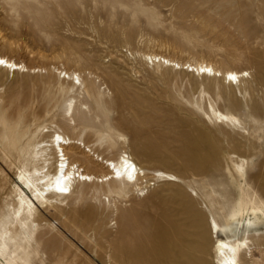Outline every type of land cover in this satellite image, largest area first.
<instances>
[{"label": "rangeland", "instance_id": "374dc122", "mask_svg": "<svg viewBox=\"0 0 264 264\" xmlns=\"http://www.w3.org/2000/svg\"><path fill=\"white\" fill-rule=\"evenodd\" d=\"M0 54L27 68L0 70V264H218L219 241L264 264V221L227 222L240 200L264 205V0H0ZM55 133L146 177L81 185L22 225L16 166Z\"/></svg>", "mask_w": 264, "mask_h": 264}, {"label": "bare ground", "instance_id": "6f19581e", "mask_svg": "<svg viewBox=\"0 0 264 264\" xmlns=\"http://www.w3.org/2000/svg\"><path fill=\"white\" fill-rule=\"evenodd\" d=\"M154 62L165 63L168 66L176 67L181 71L196 73L203 77L222 78L228 84H236L245 78L247 72H236L227 70L221 72L211 64L205 62H184L159 56L150 55ZM0 70L13 71L17 73L27 72V68L22 63H17L14 59L0 54ZM195 74V75H196ZM72 100L69 103L67 114L73 113L74 105ZM75 104V103H74ZM82 146V150L80 147ZM51 151L47 154L43 150L33 151L21 166H16L19 184L21 187L15 189L17 196L16 220L22 225L30 220L40 207H56L53 200L63 202L72 196L74 191L81 185L90 183H100L104 186H112L114 189L119 186H138L139 181L146 177L144 171L137 169V164L129 155L108 156L102 158L76 140H71L58 133L51 137ZM76 151L71 157H67V150ZM91 154L99 164L86 155ZM139 171V172H138ZM58 207V206H57ZM251 218L244 219V213ZM264 221V205L255 200L245 202L240 200L231 210L228 216V226L239 228L240 226L252 227ZM175 228V226H173ZM178 242L170 239L169 245L176 246ZM246 251L251 259L253 250L245 241H235L226 243L219 241L214 246V254L218 264H242V253ZM184 254V253H183ZM185 255V254H184ZM183 256V255H182Z\"/></svg>", "mask_w": 264, "mask_h": 264}, {"label": "snow or ice", "instance_id": "6c2138e0", "mask_svg": "<svg viewBox=\"0 0 264 264\" xmlns=\"http://www.w3.org/2000/svg\"><path fill=\"white\" fill-rule=\"evenodd\" d=\"M0 63H3V61H0Z\"/></svg>", "mask_w": 264, "mask_h": 264}]
</instances>
